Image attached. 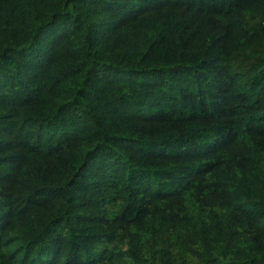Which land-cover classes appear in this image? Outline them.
Returning <instances> with one entry per match:
<instances>
[{"label":"trees","instance_id":"16d2710c","mask_svg":"<svg viewBox=\"0 0 264 264\" xmlns=\"http://www.w3.org/2000/svg\"><path fill=\"white\" fill-rule=\"evenodd\" d=\"M0 264H264V0H0Z\"/></svg>","mask_w":264,"mask_h":264}]
</instances>
